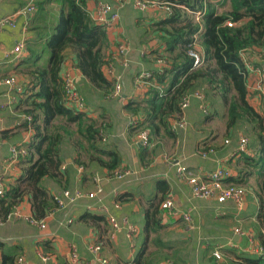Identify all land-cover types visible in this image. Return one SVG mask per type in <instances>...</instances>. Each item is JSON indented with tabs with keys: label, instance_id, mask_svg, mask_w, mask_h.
<instances>
[{
	"label": "crops",
	"instance_id": "crops-1",
	"mask_svg": "<svg viewBox=\"0 0 264 264\" xmlns=\"http://www.w3.org/2000/svg\"><path fill=\"white\" fill-rule=\"evenodd\" d=\"M34 0H0V18L4 16L16 15ZM108 1L112 3L117 11L119 19L116 25L106 32L107 47L103 50L105 62L113 66L114 73L121 75L122 89L119 97H102L99 90L92 87L77 71H73L76 88L86 106V116L95 119L102 126V133L99 135L98 146L108 152H112L117 157L118 168L128 169L137 175V178H128L123 183L105 178L104 169H100L93 164H86L81 175L76 172L77 166L73 163L74 152L72 148L62 147L60 165L62 185H58L51 180L42 181L43 188L50 196L57 195L62 190L73 192L79 190L83 194L91 193L95 184L93 177L99 180L104 199L102 205L106 207L107 216H111L120 223L123 219L128 220L136 229L133 239L134 246L130 247L124 232L119 230L114 233L113 239L108 238L109 226L104 223L84 222L78 220L83 213L101 215L97 212H87L89 206L94 202L85 197L78 200L69 215L71 224H64L63 219H67L62 211H55L43 219L44 229L40 231L36 227L28 225L23 220L9 219L0 222V261L5 254L14 255L11 264L17 255H23L29 264H40L37 258L38 253H48L52 257L49 264H68L66 248L69 244L75 246L80 260L89 264H100L94 260V256L87 250L90 242L100 244V257L106 260L107 264H133L136 253L142 240L151 242L155 246V251L166 253L158 260L159 263L169 260L174 264H243L239 258L241 255H255L246 251L248 246L247 238L251 236L253 243L259 244V237L264 238V228L258 224L256 218L258 205L255 198L254 179L247 183L245 198L241 208H236L231 202L216 204L214 201L193 202L195 211L191 214L192 224L195 229L188 230L179 216L175 214L167 216L159 208L164 199H170L173 210L182 212L187 206L188 188L179 182L174 173V168L164 162V157H171L177 164L182 165L191 173L202 175L204 172H213L217 168H222L229 172V177L238 176L236 165L238 155L230 157L231 152L237 147L236 136L241 135L247 139L245 152L253 150V143L243 133L240 125L235 127L226 135L224 128L225 110L222 103L214 96L206 97L204 112L196 100H190L188 107L183 111L182 117L186 122L183 129L173 128L171 121V131L173 138H158L155 143L151 142V147L141 148L136 140L137 122L123 109V105L128 99H139L143 91L134 89V76L139 70L157 71L151 51L161 52L163 46L154 40V34L150 31V25L158 21L163 15L157 10L139 12L133 9L131 0L117 7L111 0H87L85 10L88 13L96 3ZM217 2L220 0H209ZM43 3L41 17L38 19L40 25L34 28L40 34H49L50 25H53L59 11V0H37ZM130 10L132 19L125 23V12ZM217 12L220 10L217 9ZM32 15L15 17V28H0V78L10 75L15 77L18 85L24 89L27 80L16 73L15 63L5 61L4 54L12 49L14 44L24 35L25 47L28 40L34 39V29L32 27ZM131 25V43L128 44L124 37L122 25ZM143 25L142 30L135 27ZM21 28L25 30L21 32ZM150 32L151 39L143 42L141 34ZM23 38V37H22ZM121 42L126 44L124 56L129 61V66L122 70L119 66L120 58L115 56V46ZM245 52L246 60L254 61L259 67V60L255 54L264 52ZM43 62L47 59V53L42 56ZM69 57V56H67ZM69 58L65 59L61 68V75L65 71H71L72 64ZM41 62H39L40 64ZM260 68V67H259ZM104 69L103 67L101 68ZM258 77L254 71L248 73L247 80L253 84ZM247 91L254 103L258 102V97L250 92L246 83ZM6 86H0V171L5 172L6 187L11 184L20 174L19 159L9 168H4L2 161L7 155V148L10 144H26L29 131L22 132L19 126L14 108L12 110L1 109L6 102ZM134 96L128 97L130 94ZM206 96V95H205ZM135 97V98H132ZM213 105V106H212ZM259 106V105H258ZM219 124L217 127L216 125ZM224 140L227 144H223ZM212 148L213 153L205 158L196 154L198 150ZM164 176V177H163ZM244 186V187H245ZM116 192L118 208L112 206L110 193ZM158 207L161 227L155 233H149L144 228V212L149 206ZM17 209L25 216L30 215L25 202L17 204ZM103 216V215H101ZM105 219V216H103ZM238 228L242 235H234L233 230ZM152 240V241H151ZM161 247L156 248V242ZM44 245V247H42ZM163 247V248H162ZM154 251V249H153ZM217 251L220 259L216 260L212 252ZM161 261V262H160Z\"/></svg>",
	"mask_w": 264,
	"mask_h": 264
},
{
	"label": "trees",
	"instance_id": "trees-1",
	"mask_svg": "<svg viewBox=\"0 0 264 264\" xmlns=\"http://www.w3.org/2000/svg\"><path fill=\"white\" fill-rule=\"evenodd\" d=\"M156 1L172 4V7L169 15L150 25L154 40L163 48L160 53L155 50H149V53L153 54L154 63L163 59L167 66L159 75L156 71L142 69L150 75L148 82L151 85L141 98L128 99L123 109L137 121L135 128L147 130L150 141L155 143L158 138H173L170 122L178 118V103L184 94L203 87L204 96L216 97L225 110V134L229 135L240 125L254 147L250 153L238 155V176H231L225 182L243 187L254 179L258 205L256 218L264 228V116L247 91V71L240 56V53L264 50V0ZM86 2L59 0V11L54 24L50 25L49 34H40L34 28V25H40L38 14L43 3L35 4L37 12L31 18L34 29H30L35 30L34 39L27 41L26 55L14 67L16 73L27 80L13 107L17 115L30 118L29 122L17 125L22 132L29 131L28 140L23 144L27 152L19 162L20 174L0 197V222H6L10 209L20 202L27 204L35 220H43L54 208L53 198L43 188L42 181L51 180L62 185L59 168L63 162V146L72 148L73 163L77 167L93 164L104 169L105 175L119 170L116 155L98 146L101 124L86 113L69 108L61 88V68L69 58L77 72L99 90L102 97L107 98L112 89L101 71L106 63L103 53L108 45L106 35L90 19L85 10ZM202 9L204 14L199 24L193 23L190 14L184 12ZM226 22L234 25L228 28L224 25ZM193 38L202 55V65L197 69L191 67L187 56ZM45 53L47 59L43 62ZM250 65L258 69L254 61ZM113 200L120 204L117 197ZM157 208L150 205L144 212L146 232L155 233L161 227ZM78 220L105 222L103 216L91 213H83ZM259 238V245L264 249V238ZM158 243H155L156 248L160 249ZM1 247L3 243H0ZM164 254L155 251L147 258L143 239L133 264H155ZM14 255L5 254L0 264H11ZM239 258L243 264H264V254L241 255Z\"/></svg>",
	"mask_w": 264,
	"mask_h": 264
},
{
	"label": "built area",
	"instance_id": "built-area-1",
	"mask_svg": "<svg viewBox=\"0 0 264 264\" xmlns=\"http://www.w3.org/2000/svg\"><path fill=\"white\" fill-rule=\"evenodd\" d=\"M117 7H121L128 0H111ZM131 5L133 9L139 12H146L148 10H159L164 15H169L172 4H162L156 0H131ZM180 9H184L183 7H177ZM34 11V7L32 5H27L21 11H18L16 15L12 16H4L0 18V28L14 29L15 28V17L23 16L26 14H31ZM186 14H190L193 23L199 24V19L204 14V9L198 11H186ZM88 15L92 22L98 26H100L104 32H109L111 28H113L118 22L119 16L117 11L113 8L112 3L108 1H100L94 5V7L88 12ZM226 27H232L234 24L226 22L224 24ZM25 29L21 28V32ZM23 37V35H21ZM16 42L12 49L7 51L4 54V60L12 63H17L21 59H23L26 55V48L24 43V37ZM126 53V44L125 42H121L115 46V56L120 58L119 66L122 70H125L129 66L128 59L124 56ZM264 52L260 54H255L254 57L259 60ZM188 58L191 60V67L193 69H197L202 65V55L198 48L197 42L195 38L192 39L189 49L187 52ZM241 60L244 66V69L247 71V75L245 77V81L249 87V91L253 92L257 95L260 100L259 108L261 113L264 116V69L259 68L253 69L250 63L246 60L245 55L240 53ZM155 66L157 68L156 74L159 75L163 68H165L166 62L163 59L157 60L155 62ZM102 74L112 85V90L110 92L109 98H117L120 95V91L122 89L121 84V75L114 73L113 66L106 62L103 65ZM258 73L257 80L251 84L248 82L247 77L248 73L254 71ZM77 71L76 68L72 65L71 71H65L61 75V88L64 94V97L67 101V105L69 108L78 112H87V108L79 95L76 82L73 77L72 72ZM134 89L139 90L140 92L146 89L149 85H151L148 81L150 79V75L143 71L142 69L134 76ZM0 86H6V102L3 104L1 109L11 110L12 106L15 104L17 98L22 94L23 89L20 85H18L15 81V77L10 75L6 78H0ZM156 87V86H155ZM134 96V94L128 95V97ZM196 100L202 111L205 110L204 103V95L200 90H195L190 93L184 94L178 103L179 116L173 122V128L183 129L186 126V122L182 117L183 111L188 107L190 100ZM19 119V124L24 121L29 122L30 118L24 117L22 115H17ZM136 140L141 148H149L151 147V141L149 139V134L147 130H136ZM237 147L231 152L230 157H236L238 154L245 152L247 147V139L244 136L237 135L236 136ZM223 144H227V141L224 140ZM24 143L18 144H10L7 148V155L5 159L2 161L4 168H9L14 165L19 159H23L26 156L27 150L25 149ZM213 153L212 148H208L206 150H198L196 154L202 158L207 157ZM164 162L174 168V173L176 179L185 184L188 188V198H187V206L184 208L182 212H177L173 210V204L170 199H165L160 204V209L164 211V214L167 216L170 215H178L179 219L187 225L188 230L195 229V226L192 224L191 214L194 213L195 207L193 202L196 200L200 201H209L212 200L216 204H223L225 202H231L236 208H241L246 191L243 187L237 186L231 183H226L225 180L229 178V172L222 168H217L213 172H204L202 175H198L195 173H191L185 167L180 164H177L173 161V159L164 157ZM76 172L78 175H81L83 172L82 167H77ZM5 172L0 171V197L3 196L6 189L5 182ZM164 177V176H163ZM106 179L115 180L117 182H124L128 178H137V175L128 169H119L110 175H105ZM93 182L95 184L94 190L91 193L83 194L79 190H74L70 192L68 190H62L57 195L52 196L53 202L55 204L54 208L46 213V217H48L53 212L59 210L64 213L67 219H63L64 224L68 225L72 223V219L69 217L74 204L85 197L87 200L93 201L94 205L87 207V212H97L103 216H105V220L109 226L108 230V238L113 239L114 233L122 230L124 232V236L127 239L129 246L133 247V239L136 234V229L128 220L123 219L120 223L116 222L111 216H107V209L102 205V201L104 199V195L102 194V189L99 186V180L95 176L93 177ZM116 196V192L110 193V198L112 199V206L114 208H118L119 205L114 202V197ZM175 215V216H176ZM7 219H19L26 222L28 225L32 227H36L40 231L44 229L43 220H35L31 215L25 216L20 213L17 209V205H14L7 216ZM234 235H242V231L238 228L233 230ZM248 246L246 247V251L251 254H264V249L258 244H254L251 236L247 238ZM100 244L90 242L88 244V252L94 256V260L99 262L100 264H107L106 260L100 257ZM67 251V263L68 264H89L88 262L80 260L77 250L75 246L69 244L66 248ZM212 256L218 260L220 259V255L217 251L212 252ZM52 256L48 253H38L37 258L40 264H49L52 260ZM13 264H29L23 255H18L14 258ZM158 264H174L169 260H165Z\"/></svg>",
	"mask_w": 264,
	"mask_h": 264
},
{
	"label": "rangeland",
	"instance_id": "rangeland-1",
	"mask_svg": "<svg viewBox=\"0 0 264 264\" xmlns=\"http://www.w3.org/2000/svg\"><path fill=\"white\" fill-rule=\"evenodd\" d=\"M37 3V0H34L32 3H31V5L34 7V14L37 12V7H36V4ZM28 5V4H27ZM26 4L24 5V8L27 6ZM23 8V9H24ZM158 12H160V16L162 15V12L161 11H159V10H157ZM41 13H42V11H40L39 10V18H42L41 17ZM132 15H133V13L130 11V10H126V12H125V23H127L128 21H130L131 19H132ZM38 18V19H39ZM122 28H123V30H124V37H126L127 38V41H128V44L130 45V43H131V37L130 36H132V35H134V33H130L131 32V25H122ZM136 29H138V30H142V28H144V26L143 25H137L136 27H135ZM140 39H142L143 40V42H145L146 40H148V39H151V36H150V32H147V33H145V34H141L140 35ZM18 63V62H17ZM16 64V63H15ZM201 88V87H200ZM202 93H203V95H204V90H203V87L201 88V89H199ZM209 96H211V95H206V96H204V103L206 102V97H209ZM213 106V105H212ZM217 127L219 126V124H217L216 125ZM168 158H171V157H168ZM243 188H244V190H246V188H247V186H243ZM152 241V240H151ZM153 249H154V251H153ZM155 254V246L153 245V243H151V242H147L146 243V255H147V258H151L153 255ZM166 254V253H165ZM159 260V259H158ZM158 260H157V262H158ZM146 261H147V263H148V259H146ZM157 262L155 263V264H157ZM161 262V261H160ZM159 263V262H158Z\"/></svg>",
	"mask_w": 264,
	"mask_h": 264
},
{
	"label": "clouds",
	"instance_id": "clouds-1",
	"mask_svg": "<svg viewBox=\"0 0 264 264\" xmlns=\"http://www.w3.org/2000/svg\"><path fill=\"white\" fill-rule=\"evenodd\" d=\"M33 13H34V11H33ZM33 13H31V14H33ZM31 14H26V15H31ZM162 15L165 16L164 14H162ZM23 37L25 38L24 35H23ZM23 41H25V40H23ZM25 48H26V47H25ZM13 64H14V63H13ZM12 76H13V75H12ZM111 90H112V89H111ZM110 92H111V91H110ZM109 95H110V93H109ZM19 97H20V96H19ZM17 99H18V98H17ZM15 103H16V102H15ZM14 105H15V104H14ZM14 105L12 106V108L14 107ZM12 108H11V110H12ZM16 115H17V114H16ZM207 149H208V148H207ZM119 169H121V168H119ZM164 200H165V199H164ZM164 200H163V201H164ZM163 201H162V202H163ZM162 202H161V203H162ZM161 203H160V204H161ZM159 208H160V205H159ZM177 212H178V211H177ZM175 215H176V214H175ZM8 220H9V219H8ZM17 256H18V255H17Z\"/></svg>",
	"mask_w": 264,
	"mask_h": 264
},
{
	"label": "water",
	"instance_id": "water-1",
	"mask_svg": "<svg viewBox=\"0 0 264 264\" xmlns=\"http://www.w3.org/2000/svg\"><path fill=\"white\" fill-rule=\"evenodd\" d=\"M258 64H259V67H260V68L264 69V61H261V62L258 63Z\"/></svg>",
	"mask_w": 264,
	"mask_h": 264
}]
</instances>
